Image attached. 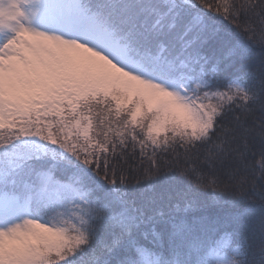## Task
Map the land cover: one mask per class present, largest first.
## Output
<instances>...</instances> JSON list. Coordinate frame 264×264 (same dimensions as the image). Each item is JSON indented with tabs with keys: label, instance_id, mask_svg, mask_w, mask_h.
Here are the masks:
<instances>
[{
	"label": "snow or ice",
	"instance_id": "snow-or-ice-1",
	"mask_svg": "<svg viewBox=\"0 0 264 264\" xmlns=\"http://www.w3.org/2000/svg\"><path fill=\"white\" fill-rule=\"evenodd\" d=\"M0 264H264V0H0Z\"/></svg>",
	"mask_w": 264,
	"mask_h": 264
}]
</instances>
